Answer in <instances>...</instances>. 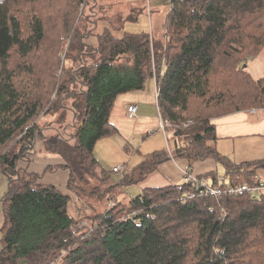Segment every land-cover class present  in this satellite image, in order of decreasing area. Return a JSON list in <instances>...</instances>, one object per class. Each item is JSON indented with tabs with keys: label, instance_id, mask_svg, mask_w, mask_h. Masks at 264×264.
I'll return each instance as SVG.
<instances>
[{
	"label": "trees",
	"instance_id": "1",
	"mask_svg": "<svg viewBox=\"0 0 264 264\" xmlns=\"http://www.w3.org/2000/svg\"><path fill=\"white\" fill-rule=\"evenodd\" d=\"M88 3L0 0V164L8 175L0 264H264V194L187 199L190 184L148 188L127 207L113 199L110 209L76 220L68 215L69 195L38 183L41 175L62 168L69 173V192L83 201L102 195L91 182L107 184L110 172L100 168L94 148L116 133L108 121L113 103L122 93L143 90L152 79L161 119L183 137L171 158L187 159L190 165L213 158L230 178L222 187L251 183L255 171L264 169V160L233 164L219 155L211 145L216 140L211 122L264 109V77L254 79L241 64L237 73L226 65L213 80V59L217 51L240 41L249 25L256 31L250 38L252 54L260 53L264 0H169L165 39L153 43L148 33H94L97 22L85 12ZM94 35L92 62L69 68V61L80 62L89 48L83 40ZM124 56L129 57L126 63L120 62ZM74 84L81 89L68 93ZM64 102L70 103L66 109L73 132L63 136L54 130L49 138L41 134L44 150L63 164L49 165L42 174L19 170L18 161L34 153L37 121L64 109ZM209 106L225 113L206 117ZM156 162L143 163L140 178ZM86 221L95 230L83 237L77 230Z\"/></svg>",
	"mask_w": 264,
	"mask_h": 264
},
{
	"label": "crops",
	"instance_id": "2",
	"mask_svg": "<svg viewBox=\"0 0 264 264\" xmlns=\"http://www.w3.org/2000/svg\"><path fill=\"white\" fill-rule=\"evenodd\" d=\"M90 1V0H89ZM93 2L88 3L89 5V15L92 17L97 16L95 19H92L97 24L95 25L94 33H101L104 29L111 30V33L116 37H121L123 34V26L124 22L131 21L137 22L138 17L141 14H144V6L141 2H129L126 3V10L122 12L120 10L121 7H117L116 10H108L107 8L101 9L104 10L102 14H109V17L106 20H103L98 14L96 9L93 7L96 5V0H92ZM126 1V0H125ZM150 1L147 0V13L146 17L149 21V30L148 35L154 36V26H152V15L150 9ZM149 3V5H148ZM91 5V6H90ZM116 7V6H115ZM168 7V4L167 6ZM168 8L165 9L163 15L158 13L155 19V28H160L164 24L165 16L167 14ZM88 11V9H87ZM119 13L127 14L130 17L127 18H119L120 23L117 22L118 28L116 30L111 29L110 21L111 19H116ZM101 14V15H102ZM99 15V16H98ZM105 17V16H103ZM159 22L160 25H159ZM112 24V23H111ZM126 32V31H125ZM163 34V30L161 32V36ZM157 36V35H156ZM156 84L152 79L146 83V86L143 90L140 91H131L127 93H122L118 95L113 103L111 112L109 114V124L115 128L116 133L109 138H116L120 142L119 144H123L126 147L128 154H130L131 158L137 157L136 166L132 170L133 172L140 171V166L144 162H139L141 153L138 149L140 146H144L145 143H139L142 145L136 146L138 143V138L142 136V142L145 139H149L151 135L154 133H160V119L157 108V96H156ZM130 105L136 106V112L134 116H128L127 107ZM164 121V120H163ZM212 125L215 127V136L216 140L211 145L214 150L221 156L225 157L233 164H244L246 160L252 158V155H249V150L247 147H251L253 144V140H257V146L254 148L256 151L254 160H264V109H249L241 112L231 113L225 116H221L212 120ZM169 124V123H168ZM170 126V125H169ZM172 130L167 129L166 134L163 137L166 139V147L165 153H161L160 151H154L152 153H147L145 156L148 158H156L157 160L156 168L146 174L144 177L136 180L133 174L124 182H128L131 184H136L140 190L148 189V188H162L171 185H182L183 176L185 173H189L192 177L201 178L208 184H219L221 182L228 183L225 181V171L222 165L216 163L213 158H204L197 161H194L189 164L187 159L184 158H171V153L175 147V145H181L182 141H174L173 147L170 148L167 144V135ZM162 132V131H161ZM174 136V135H173ZM150 138L149 140H151ZM104 139L100 140L94 151ZM114 140L111 143H114ZM137 141V142H136ZM136 142V144H135ZM248 144V146H247ZM163 152V151H162ZM169 154V158H165V154ZM152 154V155H151ZM145 157V158H146ZM27 160H19L17 163V168L22 171H26L27 173H37L42 174L44 169L49 165H62L63 160L58 156L51 153H48L44 150V147L38 145V143L34 144V153L26 155ZM165 158V159H163ZM163 160V161H160ZM252 161V162H256ZM150 160L145 162L149 163ZM190 165V168H189ZM218 165L223 169V175L218 176ZM119 166V165H116ZM113 166V167H116ZM112 167V168H113ZM144 167V165H143ZM263 170V169H260ZM112 171V169H111ZM216 172V173H215ZM215 173V174H214ZM214 174V175H213ZM69 173L65 169H57L53 172H47L44 175H41L38 183L43 185H51L58 188L62 193L70 196V201L68 203L67 211L68 215L73 219H81L83 217H88L92 214V209L86 203L80 199L77 195L72 192H69L66 188L68 181ZM124 182L120 181L119 184H124ZM122 186V185H121ZM138 189V190H139ZM141 192V191H140ZM140 194V193H139ZM130 200V199H129ZM128 200V201H129ZM127 201V202H128Z\"/></svg>",
	"mask_w": 264,
	"mask_h": 264
},
{
	"label": "rangeland",
	"instance_id": "3",
	"mask_svg": "<svg viewBox=\"0 0 264 264\" xmlns=\"http://www.w3.org/2000/svg\"><path fill=\"white\" fill-rule=\"evenodd\" d=\"M132 1L134 3L141 2L143 4L144 6L143 10H144L145 15L144 14L139 15L138 17L139 19L137 22H131V21L124 22L123 31L129 32V33H148L149 21H148V18L146 17L147 0H126V1L125 0H96V5L93 7V9L97 10L98 14L103 20H106L111 16L107 13L106 15L102 14L104 13L103 12L104 10L101 11V9L107 8L108 10H110V12H112V10H116L117 7H121L120 10L124 12V10H126V3H129ZM149 1H150L149 2L150 5L149 3L148 5L150 6L151 15H152L151 23H152V26H154V32H158L157 34L154 33V36L148 35L149 39L152 41V43L153 41L163 42V40L165 39L164 33L161 36L163 25L161 26V30L158 27L156 29L155 19L158 13L163 15V12L165 11V9L168 8L166 6L169 3V0H149ZM91 2L93 1L90 0L89 3ZM87 9L85 12L86 14H89V11H87ZM119 14L121 15L116 17V19L107 20V21H110L111 29L116 30L118 28L117 22L118 23L121 22L119 18L128 19L130 17L126 13L125 14L119 13ZM96 17L97 16L95 15L92 18L95 19ZM160 23L161 22H159V25ZM251 26L252 25L245 27L244 36H242V39L240 41L231 42L226 47H223L222 49H220V51L216 52V54L214 55V59H213L215 61L213 80H216L219 76H221L220 73L222 72V70L224 69L226 65H231L232 71L237 73L239 72L241 64L245 66L244 67L245 71H247V73L250 76H252L254 79H259V78L264 77V48L260 50V53L258 55L252 54V47H250L251 46L250 38H254L256 36V31ZM90 27L91 25H87V28H90ZM109 31L111 32V30ZM85 32L86 31H84L83 33L84 35L86 34ZM83 42L89 45V48L87 50L85 49L82 55H80L81 56L80 62L77 59L76 61H73V62L69 61L68 66H72L69 68L75 69L79 63L81 65H89L92 62L91 60L92 55H90L91 47H96L97 39L94 35V36H90L84 39ZM244 45L246 46L245 50L235 51ZM67 46L68 45H66L65 47V51L67 49ZM65 51L62 54H65ZM248 52L250 53L249 56H247ZM92 53H93V50H92ZM72 54L75 56L77 52L73 51ZM58 61L60 62V65H61L63 61V55L60 56V60ZM128 61H129L128 56L121 57L120 59V62H123V63H126ZM59 73H60V69L57 68V70L55 71V75L57 76V74L59 75ZM80 89H81V86L79 84L77 87L74 84V85L69 86L68 93L79 92ZM52 95L54 99L55 92L52 93ZM61 105L64 106V109H57L56 113H54L53 115H46V116H43L42 118H39V120L37 121V129H35L33 147L35 143H38V145L43 146V143L41 141L42 137L44 136V138H49L53 136L55 134L54 130H60L63 136L67 135L68 133L73 132L71 129H69V124H71L72 122L71 120L72 114L71 112H69V110L66 109V107L68 108L70 107V103L64 102V104H61ZM209 107L210 108H207L206 110H204V114L206 115V117L213 118L215 116L225 113L224 110H221L214 106H209ZM63 113H66V117L64 120L59 121V117ZM66 128H68V131L65 132ZM168 129H170V126L168 127ZM173 133L174 131H171L167 135V144L169 145V148L173 147L174 141L176 140L180 142L183 141V137L181 136L175 137L173 136ZM150 138L152 139L149 140ZM149 139H145V141L142 142V136H140L138 138V143L136 144L137 141L135 142L136 146L142 145L139 143H145L143 147L142 146L138 147L141 153L139 162L141 161L145 163L149 160L152 161L153 159L159 158V157L148 158L145 156L147 153H152L154 151H160L158 154L160 155L161 153H165V150H167L166 139H164L163 133L161 131L160 133H154L153 135L149 137ZM114 140L116 141L114 143H111ZM261 142H264V141H261ZM119 143L120 142L118 141V139L113 138V137L109 139H104L99 145H97L94 151V156L96 160L98 161L100 168L110 172V178L107 184L100 183L98 181L91 182L90 187H97L102 192V195H98V196L93 195L92 197L85 198L86 200L84 202L86 203V205L90 207V209H92V214H98V213L104 212L107 209V204L113 199L124 204L127 207V201L129 199L131 200L136 195L141 193L140 191H142L139 189V187L136 184L124 182L129 177H131V174H133L136 180H139L141 177V173L139 171H136V172L132 171L136 166V161H138L137 157H135L134 159L131 158L130 154H128L126 150V147L123 144H119ZM257 144H258L257 140H253L252 146L247 147L249 150L248 151L249 155H252L251 156L252 158H249V160H246V163H251L252 161H256L254 160L256 159L254 157H256L255 153L257 150H255L254 148L257 146ZM257 161H259V159ZM116 165L122 166L121 173L111 172L112 167ZM248 169L250 168H247V170ZM222 173H223V169L221 166L218 165V176L223 175ZM255 174L264 180V169L256 170ZM127 176L128 178H126ZM228 179L230 178H225V181H228ZM120 181L124 182L122 186L119 184ZM7 185H8V175L4 171V166L0 164V229L3 226V222H4V216H3V210H2V198L7 192ZM108 186H113V188L110 191L106 192L104 189ZM82 223L83 225L80 227H85V228L83 229L78 228L77 230L78 235H81L84 237V236H88L92 234V232L95 230L92 223L88 221L82 222ZM0 241H1V233H0ZM243 264H247V263H243Z\"/></svg>",
	"mask_w": 264,
	"mask_h": 264
},
{
	"label": "built area",
	"instance_id": "4",
	"mask_svg": "<svg viewBox=\"0 0 264 264\" xmlns=\"http://www.w3.org/2000/svg\"><path fill=\"white\" fill-rule=\"evenodd\" d=\"M158 95L156 91V96ZM127 114L128 116H134L136 112V106L130 105L127 107ZM160 119V130L162 133L166 134V131L169 127V124L167 121H163L161 117ZM170 152V148L168 149ZM113 173H121L122 172V166H116L112 168ZM183 183L184 184H190L193 187V190L188 193L187 199H195V198H206V197H220V196H251V197H259L264 194V180L261 179L259 176L254 174L252 176V182H242L237 183L234 185H226L222 187L219 184H208L206 181L200 178L192 177L189 173H185L183 176ZM114 206V202L110 201L107 204V209H110ZM83 223H81L80 226H82ZM85 225V224H84ZM79 226V227H80Z\"/></svg>",
	"mask_w": 264,
	"mask_h": 264
},
{
	"label": "water",
	"instance_id": "5",
	"mask_svg": "<svg viewBox=\"0 0 264 264\" xmlns=\"http://www.w3.org/2000/svg\"><path fill=\"white\" fill-rule=\"evenodd\" d=\"M245 67V66H244ZM181 135V133L180 132H175L174 133V136L176 137V136H180Z\"/></svg>",
	"mask_w": 264,
	"mask_h": 264
}]
</instances>
